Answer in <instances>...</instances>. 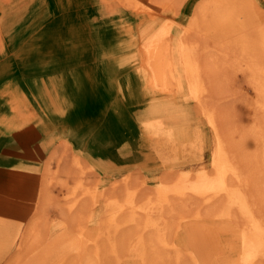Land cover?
Listing matches in <instances>:
<instances>
[{
    "label": "rangeland",
    "instance_id": "rangeland-1",
    "mask_svg": "<svg viewBox=\"0 0 264 264\" xmlns=\"http://www.w3.org/2000/svg\"><path fill=\"white\" fill-rule=\"evenodd\" d=\"M129 1L0 0V264L13 263L23 251L20 264H41L69 247L72 217L65 207L69 191L81 183L109 188L111 181L130 174L155 187L169 175L212 174L216 131L190 91L179 58L181 38L199 0H183L168 11L154 0H134L158 12L157 29L171 20L165 34L171 56V88L166 89L152 83L145 64L141 31L146 11L128 7ZM256 2L262 12L264 0L250 4ZM203 30L197 33L200 44H206L207 33L210 47L222 53L219 30ZM219 57V64L230 62L229 56ZM207 85L204 104L216 111L236 144L231 154L247 163L250 176L260 169L255 155L261 142L250 106L254 88L235 66L226 74L218 70ZM261 172L260 179L257 172L252 176L263 184ZM213 197L211 206L225 203L224 196ZM202 200L188 199L185 210H205ZM38 206L42 213L49 206L60 222L44 228L41 242L17 252L23 227ZM97 206L103 211L102 201ZM217 219L206 224L207 230L192 222L179 234L205 258L203 264L230 261L227 241L222 239L223 246L220 238L245 218ZM218 232L219 246L212 243Z\"/></svg>",
    "mask_w": 264,
    "mask_h": 264
},
{
    "label": "bare ground",
    "instance_id": "bare-ground-1",
    "mask_svg": "<svg viewBox=\"0 0 264 264\" xmlns=\"http://www.w3.org/2000/svg\"><path fill=\"white\" fill-rule=\"evenodd\" d=\"M182 1L154 0L165 11L173 4L179 6ZM250 3L251 0H199L180 41L179 58L190 91L207 112L216 131L217 146L212 174L189 178L182 175L174 178L168 174L155 187L145 185L143 178L134 180L130 174L114 179L109 188L108 185L101 189L98 184L89 185L93 181L81 183L69 191V201L65 207L72 217L68 223L72 231L71 238H68L70 245L41 264H203L205 258L185 245L179 239V234L183 227L192 222L199 223L198 227L207 230L210 228L206 225L208 222L221 221L217 219L219 215L233 218L240 215L245 218L243 222L238 221L239 227L220 238L223 246L222 239H226L229 248L231 259L227 264H264V218L259 212L264 208V183L259 181L260 172L264 174V9L261 12V5ZM126 5L146 11L145 27L141 31L145 64L152 72L151 81L154 85L171 88L167 73L171 56L165 36L171 20L157 29L156 20L161 17L157 11L144 9L140 1H129ZM203 29L219 30L220 33L215 34L221 39L219 50L222 53L210 47L207 33L203 35L206 36L203 42L206 44H200L197 33L201 31L203 34ZM219 55L229 56L230 62L220 61L219 64ZM232 65L245 73L254 88L255 98L250 106L253 128L258 142H261L260 151L255 152L260 172L249 171L251 174L259 173V179L253 177L254 173L250 175L253 177L251 179L244 167L247 163L242 164L236 155L231 154V147L236 144L232 145L229 141L216 111L204 104L203 98L209 89L207 82L212 81V77L215 79L218 70L229 73L233 67H228ZM248 150L251 153L250 148ZM216 195L225 197V203L220 208L211 206ZM193 197L203 198L201 204H207V208L186 211L187 201ZM99 200L104 205L100 212L97 210ZM48 209L49 206L42 213L38 206L36 210L39 212H33L21 232L17 252L41 242L44 228L60 222L58 214L49 213ZM212 239V243L219 246V232ZM23 256L24 251L13 263L5 264H20Z\"/></svg>",
    "mask_w": 264,
    "mask_h": 264
}]
</instances>
